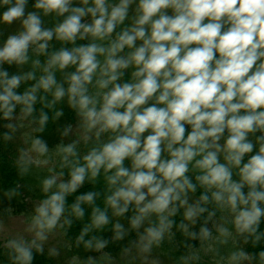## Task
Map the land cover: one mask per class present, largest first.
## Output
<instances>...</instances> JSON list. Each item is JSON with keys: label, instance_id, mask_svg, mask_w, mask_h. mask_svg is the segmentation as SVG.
I'll use <instances>...</instances> for the list:
<instances>
[{"label": "clouds", "instance_id": "9594fccd", "mask_svg": "<svg viewBox=\"0 0 264 264\" xmlns=\"http://www.w3.org/2000/svg\"><path fill=\"white\" fill-rule=\"evenodd\" d=\"M0 129V264H264V0H0Z\"/></svg>", "mask_w": 264, "mask_h": 264}, {"label": "trees", "instance_id": "16d2710c", "mask_svg": "<svg viewBox=\"0 0 264 264\" xmlns=\"http://www.w3.org/2000/svg\"><path fill=\"white\" fill-rule=\"evenodd\" d=\"M16 155V149L12 144L10 146L0 143V211L4 212L5 209L11 208V213L17 215V213L24 212L31 207L29 197L36 195L35 192L31 191L36 184V177L34 175L21 177L18 174L15 164ZM17 184L20 185L19 194L9 200L4 193L7 189L16 187ZM69 199L71 200V197ZM2 253L3 249L0 248V260L6 258ZM34 264H55V261L46 254H37Z\"/></svg>", "mask_w": 264, "mask_h": 264}, {"label": "rangeland", "instance_id": "374dc122", "mask_svg": "<svg viewBox=\"0 0 264 264\" xmlns=\"http://www.w3.org/2000/svg\"><path fill=\"white\" fill-rule=\"evenodd\" d=\"M11 146V143H9ZM31 209L29 207L26 211L17 213H11L9 212V209H5L6 211H0V221H3V224L5 225V229L7 231L15 232L18 230H22L24 227V215ZM4 233H0V244L3 243ZM47 251V250H46Z\"/></svg>", "mask_w": 264, "mask_h": 264}]
</instances>
